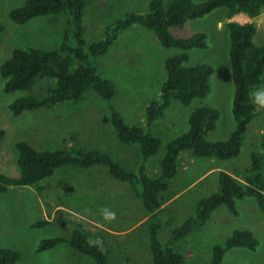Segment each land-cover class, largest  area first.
<instances>
[{"label": "rangeland", "instance_id": "obj_1", "mask_svg": "<svg viewBox=\"0 0 264 264\" xmlns=\"http://www.w3.org/2000/svg\"><path fill=\"white\" fill-rule=\"evenodd\" d=\"M149 0H86L84 34L88 41L102 38L104 28L126 12H148ZM204 0H193L195 3ZM24 0H0V64L14 48H57L63 30L67 27L66 14L36 17L17 24L9 12ZM229 21L256 25L255 42L264 44V9L254 18L244 13L228 18L226 10L215 9L202 18L188 20L182 27H172L175 37H188L196 32L206 35V48L189 51L186 65L205 62L213 67L210 92L203 99H193L189 105L172 101L164 114L153 125L152 132L160 139L158 152L147 163V173H159V160L166 143L185 132L187 118L192 110L208 105L218 112L214 130L207 140H226L235 126L232 114L234 85L230 75L228 56ZM164 48L153 32L135 25L119 33L109 51L97 59L98 70L115 86L112 104L127 124L143 126L144 107L158 95L165 79L164 58L177 52ZM4 78L0 75V128L5 134L0 142V173L18 176L15 143L26 140L34 149L69 150L97 149L109 154L127 168L135 165L136 148L116 141L110 125L102 122L108 105L92 89L81 99L45 106L14 115L9 104L27 93H35L49 86V80H38L32 90L3 91ZM264 85L251 89L252 102L259 107ZM260 160V170L250 171L251 156ZM226 171L240 182L246 177L261 173L264 177V109H259L244 134L239 155L230 160L197 158L184 151L178 158L176 175L164 191L161 207L159 238L167 240L172 230L188 216L200 199L217 189L218 172ZM35 185L10 187L0 193V247L19 253L14 264H93L91 258L73 250L66 242L37 251L41 239L68 238L73 228L85 231L94 240L101 241L109 264H153L147 236L148 221L141 201L134 196L129 185L111 177L104 166L89 169L62 166ZM237 214L225 206L217 208L201 226L180 238L175 248L182 255V264H211L212 248L222 244L234 229H250L258 239L251 251L245 248L227 250L219 264H264V214L256 200L247 196L236 200ZM39 220L49 224L32 227ZM67 221L61 225V221ZM115 232L118 239L107 232ZM99 236V237H98ZM101 239V240H100ZM113 243L109 249L107 240Z\"/></svg>", "mask_w": 264, "mask_h": 264}, {"label": "trees", "instance_id": "obj_2", "mask_svg": "<svg viewBox=\"0 0 264 264\" xmlns=\"http://www.w3.org/2000/svg\"><path fill=\"white\" fill-rule=\"evenodd\" d=\"M85 6L86 0H24L21 6L10 10L9 18L17 24L36 17L64 13L67 27L62 32L57 48H14L10 56L0 64V75L4 78L3 91L29 92L38 80L50 81L47 88L35 93L29 92L9 104L12 113L20 115L45 106L79 100L88 89H92L107 102L108 112L102 117V122L110 125L116 141L121 145L135 146V165L127 168L113 160L109 154L97 149L69 150L60 147L39 151L26 140H19L15 143L18 176L0 173V193L6 192L10 187L35 185L39 189L37 184L62 166L81 169L104 166L111 177L127 183L134 196L141 201L149 223L147 236L153 264H182V255L175 248V243L203 225L220 206H225L230 213L236 215V200L252 196L264 214V177L261 173L246 177L243 183L221 170L217 175V189L197 201L193 214L174 228L167 240L159 238L160 213L165 201L163 193L177 173L180 154L188 151L197 158H236L249 123L259 109H264V93L259 107L252 102L250 95L251 89L264 85V44H257L254 40L256 25L253 21L227 22L230 75L234 85L231 107L235 120L234 129L226 140H207V133L215 128L218 112L208 105L195 108L188 115L186 131L166 143L165 153L159 160V173L150 176L146 163L161 145L160 139L152 132L154 123L163 116L172 101L189 105L193 99L205 98L210 92L213 72V67L205 62L186 65L191 49L206 48L205 33L175 37L170 29L182 27L186 21L202 18L218 8L225 9L228 18L244 13L251 19L264 9V0H204L200 3L193 0H149L148 12H126L123 17L107 25L102 38L97 41H88L85 37ZM135 25L153 32L162 47L178 50L164 58L165 79L159 86L157 97L144 107L143 126L124 121L112 104L115 86L110 79L102 76L97 66V59L109 51L119 33ZM2 30L3 26L0 24V33ZM4 134V129L0 128V142ZM260 165L261 160L252 154L250 171H259ZM49 222L39 220L31 226L41 227ZM66 223L64 220L60 222L61 225ZM107 233L114 241L118 239L115 234ZM93 238L76 226L68 238L41 239L37 251L48 250L66 242L76 252L91 258L93 264H109L102 240ZM106 240L111 249L115 242ZM258 243L252 230L234 229L222 244L213 246L211 264H219L227 250L245 248L253 251ZM18 259L19 253L16 250L0 247V264H14Z\"/></svg>", "mask_w": 264, "mask_h": 264}, {"label": "crops", "instance_id": "obj_3", "mask_svg": "<svg viewBox=\"0 0 264 264\" xmlns=\"http://www.w3.org/2000/svg\"><path fill=\"white\" fill-rule=\"evenodd\" d=\"M110 233L116 234V233H115V232H113V231H112V232H110Z\"/></svg>", "mask_w": 264, "mask_h": 264}]
</instances>
